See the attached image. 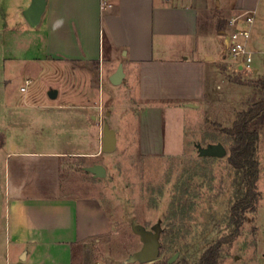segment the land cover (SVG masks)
<instances>
[{"label": "rangeland", "instance_id": "rangeland-1", "mask_svg": "<svg viewBox=\"0 0 264 264\" xmlns=\"http://www.w3.org/2000/svg\"><path fill=\"white\" fill-rule=\"evenodd\" d=\"M257 9L264 28V0H258ZM260 51L252 55V67L259 70L264 61V37ZM223 54L227 60L218 68L225 84L220 80L218 91L194 109L140 105L132 88L125 83L114 86L107 79L102 82L93 65L71 64L73 71L81 69L71 74L63 64H15L7 75L12 83L8 90L16 88V95L33 75L23 95L33 104L49 102L76 115L60 121L67 125L60 126V135H67L72 151L62 168V185L67 196L97 200L111 229L75 250L74 264H169L174 256L170 264H199L211 247L217 250V264H264V126L256 150L258 200L254 210L244 214L238 230L231 208L245 189L241 173L228 160L233 139L222 133L240 112L263 99L254 83L261 76L235 71L227 53ZM50 90L58 92L56 99L48 98ZM81 103L82 107L77 105ZM15 120L23 140L54 141V121L43 120L37 112L17 115ZM104 120L117 138L110 154L100 152ZM210 144H222L226 156L200 157L197 146ZM93 164L106 169L104 178L95 179L82 170ZM157 224L158 257L145 263L129 262L142 248L132 226L153 232Z\"/></svg>", "mask_w": 264, "mask_h": 264}, {"label": "crops", "instance_id": "crops-1", "mask_svg": "<svg viewBox=\"0 0 264 264\" xmlns=\"http://www.w3.org/2000/svg\"><path fill=\"white\" fill-rule=\"evenodd\" d=\"M109 2L111 7L102 10L100 0H46L40 23L31 28L22 14L31 0H0V264H74L75 250L111 229L97 200L67 196L62 185V168L72 151L67 135H60V126H67L60 121L76 115L49 102L33 104L23 95L28 84L19 86V95L16 88L9 91L7 75L15 64H63L71 74L81 71L71 64L93 65L102 82L122 65L120 84L133 89L140 105L192 104L194 109L218 91L220 80L226 82L218 65L227 60L229 19L255 11L248 48L261 53L258 0ZM58 18L64 24L53 31ZM86 72L90 78L92 71ZM253 75L264 76V61ZM32 112L55 122L53 142L18 134L15 117Z\"/></svg>", "mask_w": 264, "mask_h": 264}, {"label": "trees", "instance_id": "trees-1", "mask_svg": "<svg viewBox=\"0 0 264 264\" xmlns=\"http://www.w3.org/2000/svg\"><path fill=\"white\" fill-rule=\"evenodd\" d=\"M255 86L264 96V76L258 78ZM264 126V97L246 110L240 112L232 125L222 129V133L233 139L230 148L229 164L241 173L244 196L236 201L231 208L235 230L241 227L244 214L253 211L258 200L256 181L259 163L256 159L257 142ZM217 250L214 247L206 250L199 264H217Z\"/></svg>", "mask_w": 264, "mask_h": 264}, {"label": "water", "instance_id": "water-1", "mask_svg": "<svg viewBox=\"0 0 264 264\" xmlns=\"http://www.w3.org/2000/svg\"><path fill=\"white\" fill-rule=\"evenodd\" d=\"M46 8V0H31L28 8L22 13L23 18L31 28L37 27L40 23L41 17L44 14ZM124 78V73L122 70V65H118L116 71L109 77V82L117 86L122 82ZM58 92L56 90H50L47 94L48 98L54 100L57 98ZM188 107H194L192 104H188ZM110 113L107 112L106 116ZM116 133L113 129L109 127L106 120L103 122L102 127V137H101V153L110 154L116 149ZM197 151L200 157H214L223 158L226 156V149L222 144H210L205 148L197 146ZM85 172L90 173L94 178H104L106 176V169L99 164L92 165L90 167L83 168ZM133 232L139 235L140 241L142 243V248L140 251L134 253L130 258L129 262H141L145 263L148 261L155 260L159 254V235L160 226L159 224L153 227V232L146 231L140 226H132ZM176 256L169 259L168 263H172Z\"/></svg>", "mask_w": 264, "mask_h": 264}, {"label": "built area", "instance_id": "built-area-1", "mask_svg": "<svg viewBox=\"0 0 264 264\" xmlns=\"http://www.w3.org/2000/svg\"><path fill=\"white\" fill-rule=\"evenodd\" d=\"M110 7L109 0H100V9L103 10ZM254 20L255 11L250 10L236 15L228 21L226 53L228 58L233 62L234 70L240 73L253 74V53L248 48V43ZM27 84H29V81L25 82V85ZM20 91H25V88H21Z\"/></svg>", "mask_w": 264, "mask_h": 264}, {"label": "clouds", "instance_id": "clouds-1", "mask_svg": "<svg viewBox=\"0 0 264 264\" xmlns=\"http://www.w3.org/2000/svg\"><path fill=\"white\" fill-rule=\"evenodd\" d=\"M64 24L63 18H58L52 23V30L56 31L57 29L61 28Z\"/></svg>", "mask_w": 264, "mask_h": 264}]
</instances>
